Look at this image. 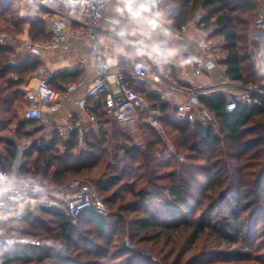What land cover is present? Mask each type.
Segmentation results:
<instances>
[{
    "label": "trees",
    "instance_id": "trees-1",
    "mask_svg": "<svg viewBox=\"0 0 264 264\" xmlns=\"http://www.w3.org/2000/svg\"><path fill=\"white\" fill-rule=\"evenodd\" d=\"M167 1L173 3L168 18L171 25L178 29L199 12L205 13L202 19L204 29L215 27L210 29V36L225 38L227 75L244 84H260L259 74L251 66L253 72L248 75L243 63L247 52V28L256 15V6L252 1L235 4L231 0H162L161 4ZM25 24H29V35L33 41L50 39L42 20L23 17L11 0H0V35L21 34ZM12 57H17L19 63L10 64ZM247 59L250 62L248 52ZM44 66L42 58L32 54L23 57L0 43V133L14 126L16 135L20 137L30 138L34 134L27 129L35 122L19 119L18 111L27 106L22 87ZM80 78L78 71L61 70L52 74L48 82L55 90L63 91L60 83H76ZM201 102L216 114L221 140L229 147L227 152L220 147V138L213 129L202 123L192 124L173 116H166L161 123L172 125L177 133L175 146L191 152V161H204L199 168L206 182L197 183L194 174L186 178L181 176L173 164H182L179 158L170 151L163 153L162 141L153 139L145 144L144 149L132 146L126 151L134 163L147 161L139 164L140 172L130 176L136 187L131 188L129 193L141 208L136 204L123 208L119 205L118 208L121 212L132 211L140 215L133 228L135 238H139L137 243L155 241L158 244L165 231L174 232L186 227L195 232L193 240L208 231L219 244H226L231 249L238 246L234 254H239L241 249L244 252L259 251L264 247V206L260 203L264 199V97H258L251 105L239 106L231 113L226 111L227 100L223 94L203 96ZM100 104V100L89 98L86 107L88 111L96 112ZM163 109L169 111L170 106L166 104ZM100 119L99 129L92 131L84 142L86 149L80 147L77 130L66 140L54 132L48 142H34L21 158L15 139L0 140V171H11L18 166L21 174L64 184L72 176L108 166L103 160L106 152L98 146L99 137L106 122H117L104 114L100 115ZM143 126L151 128L147 124ZM150 130L154 137L155 130ZM99 153L100 157H97ZM93 154L98 158L95 161L88 159ZM156 154L159 155L157 159ZM224 156L234 159L235 163L226 164ZM150 159L153 162H149ZM132 167L133 164L130 168L135 171ZM186 170L184 173H190V169ZM120 180V174H114L100 178L96 184L99 195L112 206L116 200L107 195ZM21 224L23 226L18 229L20 235H55L61 239V248L51 251L40 246H22L2 251L0 264H79L77 259L80 255L86 257L82 264H112L119 258L118 254L125 251L130 256L124 264L154 262L152 256H142L146 261H141V256H133L134 252L127 246H118L116 242L120 231L113 229L107 217L91 209L82 213L77 225H72L61 208L40 204ZM87 225L91 226L87 228ZM79 226H84V229L77 232ZM152 232L156 234L150 235ZM81 245L85 247L83 252H79ZM150 250L162 256V263L165 264H168L166 258L174 254L166 252L163 245L151 246ZM74 252H77L76 257Z\"/></svg>",
    "mask_w": 264,
    "mask_h": 264
},
{
    "label": "built area",
    "instance_id": "built-area-1",
    "mask_svg": "<svg viewBox=\"0 0 264 264\" xmlns=\"http://www.w3.org/2000/svg\"><path fill=\"white\" fill-rule=\"evenodd\" d=\"M21 1L28 9L26 15L45 23L46 34L50 37L47 42L36 46L65 49L70 46V36H83L91 43V51L95 54L93 78L90 81L83 78L78 84L67 87L69 95L79 86H86L85 98L81 103L86 117L78 115L66 125L56 121L60 105L49 107V111L47 107L60 94L49 84L45 67L37 70L22 87L27 100L23 119L35 122L34 125L43 128L44 133L57 132L65 137L68 132L77 130L79 138L84 142L92 131L99 129L101 114L114 119L118 125L129 128L140 122L157 128L166 116L213 127L217 123L216 114L202 104L201 97L223 94L227 100L226 111L229 113L239 106L253 104L258 97H264V73L260 71V66L264 65V0H249L258 9L250 23L247 52L251 66L261 78L259 85L244 84L227 75L225 38L210 36V29L215 27L204 29L202 14H197L190 22L197 34L196 46L199 50L187 56L185 79L180 81L169 73L164 62L154 63L148 55L131 58L124 56L117 58L116 63L107 65L109 57L100 51L99 40L106 38L111 43L122 45L114 35L115 20H108L105 16L113 0ZM161 1L159 0L155 9L160 12ZM231 1L240 4L245 0ZM166 27L176 37H182L188 24L180 29L169 25ZM5 36L2 35L0 39L4 41ZM123 46H128L132 52L135 47L131 43ZM137 64L142 65L139 70ZM212 70L217 72V78L211 75ZM89 98L100 99L101 104L96 112L85 108ZM166 104L170 106L169 111L163 109ZM31 177L38 179L41 190L24 188L3 209L9 215L0 219L2 251L22 246H40L36 240L20 235L16 227L40 204L61 208L72 225H77L82 213L88 209L104 217L110 213L97 186L88 181L74 178L67 183L56 184L32 175Z\"/></svg>",
    "mask_w": 264,
    "mask_h": 264
},
{
    "label": "rangeland",
    "instance_id": "rangeland-1",
    "mask_svg": "<svg viewBox=\"0 0 264 264\" xmlns=\"http://www.w3.org/2000/svg\"><path fill=\"white\" fill-rule=\"evenodd\" d=\"M11 1L14 3L15 8L18 9L20 15L22 13L27 14L28 9L25 8L26 6L24 7L22 5L21 0H11ZM172 6L173 3H170V1L162 3L161 12L164 15L168 16V13L171 11ZM257 9L258 8L255 7V12L257 11ZM201 13L202 12H199L198 14ZM24 16H28L32 18L29 15L24 14ZM253 18L251 22L253 21ZM249 28H250V23L247 28L248 31ZM2 35H6V36L4 38V41L0 39V43L12 48L13 50L16 51L17 54H21L23 57H25L26 54H29V51L33 52L35 48L36 50L37 49L39 50L41 47H38L36 45H41V43L47 42L48 40V39L39 40L36 42L33 41L29 35V24L23 25V33L21 34L3 33L0 35V38ZM243 54H245V49H243ZM18 63H19L18 58L12 57L10 64H18ZM243 63L246 66L247 74L248 75L251 74L253 71L251 69L250 62L247 59V52ZM253 76L254 73L249 78L252 79ZM25 108L26 106H24L18 111L19 113L18 118L21 120L23 119V111L25 110ZM182 120L188 121L186 119H182ZM143 124L144 123L140 122L135 127L129 128V127L120 126L111 121L106 122L103 125L104 132L100 133V137H99L100 142L98 143V146L100 149L106 152L105 154L106 156L103 160L106 161L109 167L106 165L105 167L99 169L93 168L89 172H84L82 175H75L72 176L71 178V179L78 178L84 181H88L96 186L100 178L109 177L114 174H120L121 180L119 184L117 186H113V188L107 195L109 196V198L115 199L116 204L112 206L111 204L106 203L110 212L109 215L107 216V220L108 222L112 223V225L114 226L113 229L115 231H120L119 239L116 242L117 244H119L118 246H127V248L130 249V251L134 252L133 256H141V261H146L145 258L142 256H152L154 260V262L152 261L153 264H155V262H157V264L162 263V256H158L156 251L150 250V247L161 246V245L165 247L166 252L167 251L174 252L171 258H166L165 261L168 264H264V247H261L259 251L256 252H250V251L244 252L241 249L239 254H234L233 252L237 250L238 246L231 249L228 248L226 244H219L218 241L215 239L214 235L212 233H209L208 231L203 232L198 238L193 240L192 237L195 232H193V230L190 228L187 229L186 227H182L178 231H174V232L165 231L161 236L158 244H155V241L137 243V239L139 238H135L134 236L135 232L133 231V228L137 218H139L140 215H138L137 212H132V211L121 212L118 207H120L119 205H121V208H123L128 205L132 206L136 204L141 208L140 204H137L135 202L136 200L135 197H133L129 193L131 188L136 187L132 182V180L130 179V176L135 175V173L137 172H140L139 164L141 163L145 164L147 161H141V163L140 162L134 163V161H132L130 157L127 156L126 154V151L129 148L135 146L138 149L140 148L144 149L145 144L150 140L156 139L162 141V144L160 145L161 151L162 152L170 151L174 153L177 156V158H179L180 163H182V164L173 163L176 166L178 172L181 173V176L186 178V177H190L191 174H194L196 175L194 176L195 178L194 180L197 183L203 184L206 182L204 180V173L200 172V168H199V165L204 164L203 163L204 161L203 160L191 161L189 157L191 152L185 151L183 148H177L175 146L174 139L176 138L175 134L177 133L174 131L172 125L161 123L157 128L151 127L153 130H155L154 132L156 133L155 136L153 137L150 134L151 128H147L146 126H143ZM211 128L213 129V132L220 138V143H219L220 147L223 148L224 152H227L229 147L225 144L224 140H221L222 135L219 132L218 123H216ZM27 130L28 132H34L32 137L27 138L24 136L20 137L16 135L14 126H11L10 130L3 131L2 133H0V138H1L0 140L15 139L18 142L19 153H20L19 158L22 157L23 153L28 151V149L30 148L29 145L30 142L32 143L41 142L42 140L48 142L50 140L48 138L47 139L42 138V132L44 131V129L41 127L30 125ZM35 130H37V132ZM80 147L82 149L87 148V146L82 141H80ZM95 156L97 155L93 154V156L92 157L89 156L88 159L95 161L98 159L97 157H100V153L97 157ZM158 156L159 155L156 154L155 158L157 159ZM151 161L153 162V160L150 159L149 162ZM223 161L226 162V164L235 163L234 159H231L226 156L223 157ZM132 164L134 165V167L132 168H134L135 171H132V169L130 168V165ZM186 169H190V173H184V170ZM186 171L188 172L189 170ZM195 192L196 191H194V196H195ZM260 203L264 206V199ZM119 211L121 212V214L119 213ZM21 226H23V224L18 225L16 227L19 229L21 228ZM89 226L91 225H87V228ZM82 229H84V226H79L77 232H80L79 230ZM156 232H152L150 235L152 234L154 235L156 234ZM85 234L87 235V233ZM28 238H32L36 240L41 248L47 250L52 251L54 249L56 251L61 248L60 247L61 239H58L57 236L55 235L49 236L47 234H43ZM81 248L82 250H80L79 252H83V248L85 247H82L81 245ZM76 255L77 252H74L73 256L76 257ZM118 255L119 258L116 259V261H114L112 264H124V262H126V259L129 258L130 256V254L127 251L120 253ZM77 260H79V264H82V261H85L86 257L80 255ZM162 264H165V262H163Z\"/></svg>",
    "mask_w": 264,
    "mask_h": 264
},
{
    "label": "crops",
    "instance_id": "crops-1",
    "mask_svg": "<svg viewBox=\"0 0 264 264\" xmlns=\"http://www.w3.org/2000/svg\"><path fill=\"white\" fill-rule=\"evenodd\" d=\"M22 5L25 7V3L22 2ZM119 5L118 0H113L109 8L105 14L108 20L119 21V27H128L129 29L133 28L134 25L130 21L128 15L125 13L123 15L118 14L116 12V8ZM26 13H22L24 16ZM169 14V13H168ZM205 16V13H201ZM193 20V19H192ZM191 20V21H192ZM189 21L187 31L184 33L182 37H176L172 31L166 26H171L170 19L167 15L163 17V27L168 30V34L164 35L161 31H156L151 34V37L147 39V43L151 44L154 42H162L164 47H169L177 50V55L169 58L167 62H164L169 73L177 78L180 81L185 79L184 71L187 68V56L189 54L196 53L199 49L197 48L196 39L197 34H195L193 24ZM118 26L115 24L114 28ZM130 41H137L140 39H145L139 35L130 36L128 38ZM70 46L68 48H59L52 49L47 47H41L39 50L35 48L33 52L29 51V54L34 56H38L42 58L45 62V68H47V72L49 77L57 71L66 70V71H78L81 73V78L76 83H60L63 91H59L58 99L52 103H50L47 107L49 111V107L60 105V109L56 115V121L61 125H66L69 121L75 120L78 115L86 117V112H84L82 106V100L85 98L86 86H79L74 92L71 94H67V87L70 85L78 84L83 78L87 81H90L94 75V68L96 65L95 54L91 51V43L83 36H70ZM135 46L134 43H131ZM121 46V44L111 43L106 38H102L99 40V48L102 54L107 57H128L131 58L134 55H119L115 52V48ZM125 47V46H124ZM127 53H132V50L128 47H125ZM211 75L214 77H218L217 72L212 70ZM95 99V98H92ZM100 100V99H97ZM89 99L86 100L85 108ZM36 126V125H34ZM37 127V126H36ZM72 132H68L64 138V140L68 139ZM53 133H44L42 132V138L51 139ZM87 139V138H86ZM80 141H82L80 139ZM83 142V141H82ZM85 142V140H84ZM83 142V143H84ZM32 142L29 143L30 147L32 146ZM2 254V250L0 249V256Z\"/></svg>",
    "mask_w": 264,
    "mask_h": 264
},
{
    "label": "clouds",
    "instance_id": "clouds-1",
    "mask_svg": "<svg viewBox=\"0 0 264 264\" xmlns=\"http://www.w3.org/2000/svg\"><path fill=\"white\" fill-rule=\"evenodd\" d=\"M74 2V0H70ZM119 5L116 8L118 14H127L134 27H119V21H113L118 27L114 28V35L118 41L122 42L121 46L115 48L117 57L119 55H148L154 63H163L175 55L177 50L164 47L162 42L147 43V39L156 31H161L164 35L168 34V30L163 27L164 14L155 10L159 0H118ZM141 36L145 39L130 41V36ZM134 43L135 47L132 53H127L123 45ZM117 62V58L109 57L107 65ZM139 70L142 65L137 64ZM260 71L264 73V65L260 66ZM27 187H31L33 191H39L40 184L38 179L30 175L21 174L18 166H14L11 171H0V219L5 218L9 213L3 212L9 200L16 199V196ZM16 195H13V194ZM23 206H21V210ZM11 212V210H9Z\"/></svg>",
    "mask_w": 264,
    "mask_h": 264
}]
</instances>
